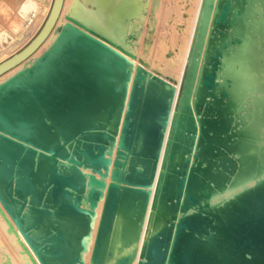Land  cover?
<instances>
[{
	"label": "bare ground",
	"instance_id": "bare-ground-1",
	"mask_svg": "<svg viewBox=\"0 0 264 264\" xmlns=\"http://www.w3.org/2000/svg\"><path fill=\"white\" fill-rule=\"evenodd\" d=\"M107 8L91 20L101 33L72 14L59 27L60 15L49 49L0 82V200L19 233L42 264H85L104 198L92 263L264 264V96L245 88L262 71L254 46L264 40V0H203L178 97L135 63L130 23L109 27ZM231 56L245 57L248 72L235 77ZM238 78L246 83L236 88ZM59 145L65 149L56 152ZM112 164L110 183L96 177H108ZM57 171L72 176L58 180L68 188L51 200ZM0 214L20 236L1 207Z\"/></svg>",
	"mask_w": 264,
	"mask_h": 264
},
{
	"label": "rangeland",
	"instance_id": "rangeland-1",
	"mask_svg": "<svg viewBox=\"0 0 264 264\" xmlns=\"http://www.w3.org/2000/svg\"><path fill=\"white\" fill-rule=\"evenodd\" d=\"M118 1L120 4L118 3ZM52 2L53 0H39V19L35 20L34 24H32L31 26L25 27L23 30V33H21L20 35L3 41V43L0 45V49L6 45H10L14 42L16 43V46L14 43L13 50L10 49L12 51L9 52L8 50L7 52H5L7 54L3 53L4 55L3 60L10 57L13 53L21 50L38 33V31L43 26L49 14ZM133 3H135L134 6H133ZM112 4H113V7H112ZM202 4H203V0H140V1L139 0H66V3H65L63 12L61 14L58 25L59 27H62L68 21V19L65 17V14H72L75 17H77L80 21L85 23L87 26H89L91 29L98 31L96 27L91 25V20L96 19L95 17H96L97 11L107 6L108 14L112 16L111 17L112 21H114L109 27H112V26L115 27L117 24L119 26V24L121 25V22L124 20L128 21L132 27L131 31L129 32L128 30L125 34H127L126 35L127 42L135 43V47L137 48L134 51L135 55L136 53L137 55L135 56V58H132L135 61V63L142 65L148 71H151L152 73L158 75L159 77L163 78L167 82L171 83L176 88L177 97H178L179 95H182L184 92V85H185L184 75H185V72L187 71V67L189 64V57H190V54L193 48L196 32L198 29V23H199L198 21H199V15L201 12ZM111 10H113L114 13ZM122 16L125 17V19H122L123 18ZM118 17L119 18L122 17V18L119 19ZM256 26L253 24H247V29H250L249 31H252L255 29ZM254 32H257V30L255 29ZM58 33H59V30L54 31L51 38L41 46L40 50H38L36 54H34L25 63L21 64L17 69L12 71L9 75H6L5 77L1 78L0 82H4V80L6 81L9 77L13 76L17 71H19L23 67V65H31L32 63H34L36 57H41L49 49V47L52 45L55 38L57 37ZM246 46H247L246 43H243V50L246 49ZM254 47H256L258 50L262 52L261 56H258V60L256 59V61H259L262 71H261V75L260 76L258 75L256 78L257 83L251 86L249 84L247 87L245 86L244 87L252 89V90L253 89L260 90L259 95H260V92H263V94H261V97H263L264 96V40H262L260 43L258 42V44H255ZM1 51L2 49L0 50V53ZM244 51H243V54H244ZM243 58L245 57H237V58L233 56L229 57L227 62H229L230 65H232L234 76L235 75L239 76L242 73L245 74V72H248V71H242L246 69V63H247L243 61ZM237 64H238V67H237ZM228 71L229 70L227 69V72ZM181 72H182V75H181ZM252 73L253 71L249 69V74L252 75ZM248 79H251V77H248ZM242 83L244 84L246 83V81L241 82V78H240L238 82L235 84V87L236 88L239 87V84H241L240 86H243ZM245 101H247L248 107H251L253 110L256 109V106L254 105L256 104L255 102L254 104H250L251 101H253V99H250V101L248 99H245ZM256 105L258 106V103ZM169 126H170V123L168 125L167 133H166L165 140H164V146H163L161 158L159 161L157 175H156L155 182H154L155 184L158 178V173H159L162 159H163V153H164V149H165V145H166V141L168 137ZM116 151H117V148H114L115 154L113 153V156H112L113 159H115ZM112 169H113V164L110 167L109 176L106 178H103L101 174L98 172H96L95 175L98 179H102V180H105L107 183H110L112 181L111 179ZM83 170L87 171L88 173H92L91 168H87L86 170L83 168ZM154 190H155V186L152 188L153 192H152L150 202L152 201ZM100 200L101 201L99 202V205L101 203V206H98V209L101 210L103 207L102 204H104L103 202L104 198ZM0 207L3 209L7 217L9 215L8 219L12 223L13 227L15 226L18 229L19 227L18 225H16L17 223L15 222L13 217L10 215L8 210H6V207L4 206L1 200H0ZM98 209L97 211H98L99 216H97L95 227H96V224L99 223V220H100L99 217L101 215L100 214L101 212ZM149 213H150V206H149L148 213L146 216L147 220L149 218ZM1 218L3 219V216L0 214V219ZM146 219H145V223L143 226L142 235L140 238L141 241L139 242L140 243L139 248H141L142 246V243H143L142 240H144L146 237V236L144 237L143 235L144 232L147 231L148 221ZM3 221L5 223V219L0 221V223H2L1 225L3 226V229L5 230V234H8V235L6 236L4 234L5 236L4 238L5 239L7 238V239L6 240L4 239L3 241V232L0 231V264H4L6 260H10L9 264H12V263L13 264H32V262L29 260L27 253L23 251V247L19 245L20 243L18 241V238H21L23 242L25 241L24 245L29 248V250L31 251L36 261H38L37 263L42 264L38 256L31 249L32 247L27 241V239L24 238L25 236L21 235L22 234L21 230L20 229L17 230L14 227L15 230L18 231V235H20L17 238H15L16 235L13 234L12 231H9V227H7L8 225L4 224ZM97 226H99V224H97ZM95 227L93 229V232H94L93 234L97 235L96 231H98V229L96 228L97 229L96 230ZM9 232H12V234H9ZM96 235L94 236L95 238H96ZM93 236H92V239L94 241L95 239L93 238ZM93 241H91V244L89 246V249L90 247L92 249L90 250L91 252L88 249V251L90 252V255H89V252L86 251L88 254H85L87 256L83 257L85 258L84 259L85 264H89V262L90 264H96V263L91 262V258H92L93 250H94L93 248L95 247L94 245L95 241L94 242ZM16 250L20 254L17 253ZM139 253L140 252H138V256H139ZM138 256L136 257L135 263L137 262ZM16 259H18L19 262H16L17 261ZM86 259H88V261H86ZM27 260H29L28 263L26 262Z\"/></svg>",
	"mask_w": 264,
	"mask_h": 264
},
{
	"label": "water",
	"instance_id": "water-1",
	"mask_svg": "<svg viewBox=\"0 0 264 264\" xmlns=\"http://www.w3.org/2000/svg\"><path fill=\"white\" fill-rule=\"evenodd\" d=\"M65 0H53L51 9L49 11V14L41 27V29L38 31V33L31 39L29 43H27L21 50L13 53L10 57L0 62V76L7 71L11 70L15 66L19 65L26 59H28L33 53H35L41 45L46 41V39L49 37L53 29L55 28L57 21L61 15V12L64 7ZM65 149V146L59 145L56 148V152H60ZM87 149V148H86ZM85 149V150H86ZM84 150V151H85ZM85 154V153H84ZM100 151L96 152V155L94 156V159H96L98 156H100ZM86 157L89 158L90 156L86 155ZM88 160V162H90ZM58 177L56 178L55 173L51 175V180L55 178L54 182L52 181L51 184V190L49 193V198L52 200L53 197L56 195L57 197H62L65 190L68 188V184L66 183H60L58 180L68 179L72 176L70 173H64L62 171L56 172ZM72 203V202H70ZM60 203L59 205H61ZM186 264H195L191 260V258L187 257L185 259ZM176 264H180V262L177 260Z\"/></svg>",
	"mask_w": 264,
	"mask_h": 264
},
{
	"label": "crops",
	"instance_id": "crops-1",
	"mask_svg": "<svg viewBox=\"0 0 264 264\" xmlns=\"http://www.w3.org/2000/svg\"><path fill=\"white\" fill-rule=\"evenodd\" d=\"M38 19L39 0H0V45L23 33Z\"/></svg>",
	"mask_w": 264,
	"mask_h": 264
}]
</instances>
